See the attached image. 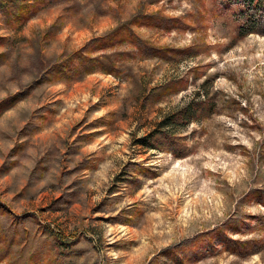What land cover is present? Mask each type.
Instances as JSON below:
<instances>
[{
	"label": "rangeland",
	"instance_id": "1",
	"mask_svg": "<svg viewBox=\"0 0 264 264\" xmlns=\"http://www.w3.org/2000/svg\"><path fill=\"white\" fill-rule=\"evenodd\" d=\"M22 1L38 9L22 26L16 0L0 12V264H264V7ZM140 14L186 23L133 28L184 55L49 78ZM230 239L252 251L232 254Z\"/></svg>",
	"mask_w": 264,
	"mask_h": 264
},
{
	"label": "trees",
	"instance_id": "2",
	"mask_svg": "<svg viewBox=\"0 0 264 264\" xmlns=\"http://www.w3.org/2000/svg\"><path fill=\"white\" fill-rule=\"evenodd\" d=\"M13 1L14 0H0V12L4 11L7 13L9 11V5ZM16 1V11L12 17L18 19L20 21L19 26H22L29 21L35 13H37L38 9L34 8L32 6L33 4L23 2L22 0ZM236 1H243L247 9H253L255 4V10L262 6L264 7L262 0ZM259 26L260 24L255 20V17L250 21L245 19L243 23L239 25L236 36L240 37L254 33ZM134 27L147 28L167 33L171 29H177L182 32L189 26L178 19L169 18L161 14H140L124 24L117 26L110 32L91 39L64 59L55 63L48 71L49 78L53 76L52 78L55 80L64 79L72 81L81 75H89L95 72L111 75L117 71L118 63L124 60H132L135 57H141L142 59L157 58L169 61L181 54L184 55L185 52L182 50L158 48L154 46L149 41L141 38L138 33L134 31ZM124 47H127L129 50H124ZM227 230L234 234L239 231L236 226L230 224L225 231ZM53 234L54 235L52 236L56 239L55 241H60V239H62L61 236L56 235L55 233ZM210 239L209 235H204L201 236L200 241H197L198 244L206 246V243H208ZM226 240L228 241L227 238ZM250 244H252V242H241L230 239L226 248L234 255L245 256L252 251L249 247ZM33 260H35V257H30L28 259V264H33Z\"/></svg>",
	"mask_w": 264,
	"mask_h": 264
},
{
	"label": "crops",
	"instance_id": "3",
	"mask_svg": "<svg viewBox=\"0 0 264 264\" xmlns=\"http://www.w3.org/2000/svg\"><path fill=\"white\" fill-rule=\"evenodd\" d=\"M93 75V74H92Z\"/></svg>",
	"mask_w": 264,
	"mask_h": 264
}]
</instances>
